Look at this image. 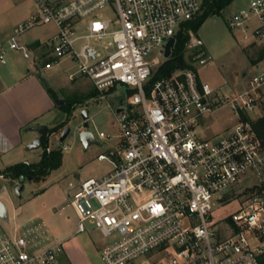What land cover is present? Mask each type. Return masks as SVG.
Here are the masks:
<instances>
[{
	"label": "built area",
	"instance_id": "1",
	"mask_svg": "<svg viewBox=\"0 0 264 264\" xmlns=\"http://www.w3.org/2000/svg\"><path fill=\"white\" fill-rule=\"evenodd\" d=\"M30 1L36 12L0 42L1 62L9 51L32 58L22 35L54 24L57 33L47 41L54 59L45 62L46 68L70 59L76 67L70 77H88L101 97L118 84L128 87L124 99L109 104L118 129L117 159L98 155L112 163V171L69 183L77 233L89 222L112 238L100 250L106 264L142 257L143 264H263L264 142L243 114L264 105V68L221 105L237 113L234 126L223 136L206 138L198 127L220 107L211 97L215 89L196 68L152 81L155 69L148 60L156 50L163 55L182 24L201 14L202 0ZM110 5H115V19L103 14ZM256 17L260 23L255 25ZM229 25L240 28L245 40L264 46V0H251ZM188 45L199 47L203 40L193 35ZM210 58L201 57L199 63ZM84 129L83 120L76 130ZM98 136L113 135L100 131ZM62 144L65 150L72 147ZM253 175L258 182L249 186L253 190L239 208L214 219L216 200L226 201V192ZM42 243L27 222L13 235L0 223V264H63L64 243Z\"/></svg>",
	"mask_w": 264,
	"mask_h": 264
},
{
	"label": "rangeland",
	"instance_id": "2",
	"mask_svg": "<svg viewBox=\"0 0 264 264\" xmlns=\"http://www.w3.org/2000/svg\"><path fill=\"white\" fill-rule=\"evenodd\" d=\"M10 1L12 6H9V12L16 10V6L22 2L34 6L30 0ZM250 3L251 0H233L222 10L221 15L208 16L197 32L190 30L191 38L193 35L197 36L203 40V45L195 48L187 45L185 55L197 68L200 79L208 82L215 89L211 97L217 101V106H220L216 111L204 116L205 124L198 127L203 137L218 138L234 126L238 120L237 113L231 105H221L227 101V95L233 96L247 86L248 79L254 71L264 68V60H258L262 45L245 40L240 28H232L229 25L233 15L239 9L248 7ZM204 8L203 6L202 12ZM103 14L107 18L115 19V5L104 9ZM9 15L12 21L15 15L11 13ZM259 23V19L254 18V24ZM43 27L35 26L21 38L25 39L29 33L40 31L44 29ZM208 55L211 56L209 61L206 64H200L199 59ZM164 59V55L159 50L152 52L148 57L154 69ZM52 71L56 72V78L61 87L59 97L65 96L67 101H78L71 114L63 110L55 112L57 124L66 123L72 127V132L65 139V142L72 147L69 150L62 149L63 144L59 141L58 135L52 132L48 139L49 149L61 148L64 154L63 163L44 179L27 180L21 197L16 195L18 179L4 176L7 167L0 169L2 175L0 176V200L7 205L9 212L8 221L0 219V223L7 233L13 235L18 233L23 223L27 222L29 227L33 228L37 240H43L42 246L62 241L64 243L61 254L63 264H70V261L72 264H106L101 258L100 250L112 238L105 237L89 222H86L87 229L84 232L77 233L78 215L67 191L70 182L78 184L91 177L102 178L112 171V163L108 160H99L98 155L105 153L117 159L118 129L109 104L114 107L121 99H124L128 94V87L118 84L114 90L107 93L106 97H101L100 94L89 97L92 86L86 76L78 73L76 80L69 79V74L76 71L74 63L69 59H65ZM84 108H88L90 114L88 129L95 133L99 142L91 143L87 148L80 140V132L76 130L83 121ZM262 114H264V105L245 115L255 119ZM100 131L113 136L101 138L98 136ZM41 148L44 150L42 146ZM112 152L115 154L113 155ZM34 160H37V157L31 159V161ZM256 182L258 179L255 175L242 179L236 189H231L232 191L224 194L228 202L223 199L216 200L213 218L219 221L235 212L240 203L245 200V196L253 190L249 186ZM144 260L146 258L142 257L127 264H143Z\"/></svg>",
	"mask_w": 264,
	"mask_h": 264
},
{
	"label": "crops",
	"instance_id": "3",
	"mask_svg": "<svg viewBox=\"0 0 264 264\" xmlns=\"http://www.w3.org/2000/svg\"><path fill=\"white\" fill-rule=\"evenodd\" d=\"M33 4L34 6H31L27 2H22L16 6V10L9 12L11 1L0 0V42L13 32L16 25L26 21L36 12V4L34 2ZM10 13L15 15L12 21ZM39 26H44V29L33 31L27 38H22L30 48L32 58H25L19 51H9L6 62L0 61V169L19 162L33 163L41 159L43 153L41 147L27 148L39 137L35 131L29 130V127L47 124L51 128L57 125L55 112L63 110L60 105L67 100L65 96L59 97L61 87L56 72L52 71L65 59L51 68H46L44 65L45 62L54 59L47 41L57 33V27L54 24ZM76 78V75L71 78L69 74L70 80ZM88 80L92 86L88 95L95 97L97 95H92L96 90L92 81L89 78ZM114 89H109L107 93ZM57 98L63 99L64 102L57 103ZM36 157L37 160L31 161Z\"/></svg>",
	"mask_w": 264,
	"mask_h": 264
},
{
	"label": "trees",
	"instance_id": "4",
	"mask_svg": "<svg viewBox=\"0 0 264 264\" xmlns=\"http://www.w3.org/2000/svg\"><path fill=\"white\" fill-rule=\"evenodd\" d=\"M233 0H204L203 6L205 7L203 12L192 20L184 22L180 30L176 33V43L169 58H165L164 61L154 70L152 81L171 76L177 69L180 68H195V66L189 61L185 53L187 45L191 38L190 30L197 32L201 25L205 22L208 16L212 14L221 15L222 10L227 7ZM264 58V46L261 47L258 60ZM98 95V92H94L92 96ZM77 100L67 101L61 104V108L68 114L72 113V109L75 108ZM243 118L249 120L258 134V136L264 142V114L253 119L243 114ZM66 126V123L57 124L49 130V132L41 136V146L44 148L41 155V159L38 162L27 163L19 162L10 165L6 168L4 176L18 179L20 175H32L34 180H41L46 178L53 170L59 168L63 163V151L61 148L49 149L48 139L52 132L62 130ZM264 264V260H263Z\"/></svg>",
	"mask_w": 264,
	"mask_h": 264
},
{
	"label": "water",
	"instance_id": "5",
	"mask_svg": "<svg viewBox=\"0 0 264 264\" xmlns=\"http://www.w3.org/2000/svg\"><path fill=\"white\" fill-rule=\"evenodd\" d=\"M175 43H176V38L171 37L169 41L167 42V44L165 45L164 50H163V55L165 58H169L171 56L172 51L175 47ZM45 83L47 85V82ZM56 101L57 103L64 102L63 99H58V98L56 99ZM82 117L84 120L85 129L80 131L79 137L83 145L87 148L91 143H99V142L97 140L95 133H93L91 130L88 129L89 118H90L88 108H84L82 110ZM29 130L35 131L39 135V137H37L34 141H32L27 147L28 149H34V148L41 147V136L49 132L50 126L47 124H36V125L30 126ZM71 130H72V127L69 125H66L62 130L55 132V133L56 134L58 133L59 141L63 142L70 135ZM32 179H33L32 175H20L18 177V184L16 186V195L18 197L22 196V191L25 188L26 181L32 180ZM0 217L5 221L9 219V212H8L7 205L2 200H0Z\"/></svg>",
	"mask_w": 264,
	"mask_h": 264
}]
</instances>
